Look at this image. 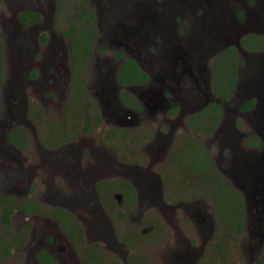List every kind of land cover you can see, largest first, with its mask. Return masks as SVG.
Masks as SVG:
<instances>
[{"label":"flooded vegetation","instance_id":"obj_1","mask_svg":"<svg viewBox=\"0 0 264 264\" xmlns=\"http://www.w3.org/2000/svg\"><path fill=\"white\" fill-rule=\"evenodd\" d=\"M202 1L204 0H200L199 3ZM195 5L199 6L203 12L201 4ZM230 5L234 10L229 11L227 16L219 15L218 25L222 26L221 28L225 25L223 30H230L231 35L236 37L239 49L250 51L242 46L241 40L257 35L254 34L257 31L239 32L233 29L235 22L240 24L247 19L245 17L247 10L242 7L237 8L233 3ZM87 7L93 14L92 38L90 53L83 66L79 63L77 52L72 58L69 36L67 37L68 48H64V58L55 60L49 55L45 72L41 65L35 63L33 57L27 58L24 63L27 47L16 51V58L13 60L12 86L9 90L13 99L20 95L21 80H24L26 85H35L46 76L49 89L55 93L66 92L67 99L61 117L68 115L75 119L81 115L83 122V133L65 135L64 128L71 126L69 124L65 126L60 124L58 128L52 126L59 116L51 109V102L48 104L33 98L31 106L34 109L31 110L25 106V111H28V115L32 114L30 115L32 124H34V118L37 122L41 121L43 125H46V133L41 137L34 135L33 132H31L32 135H27L25 124L19 126L13 121L10 105L6 114L3 113L0 131L7 147H0V150L5 154L6 161H15L19 165H15V168L10 170L16 173L12 174L11 178L23 184L27 182L22 167L25 163L26 169L45 174L42 185L46 187L48 194L53 188V183L59 188V191L50 195L56 202H46L51 206L58 203V206L49 209L51 216H38L34 221V227L37 230H32L29 239H24L23 246L27 253L21 260L23 264H48L42 256L40 257L42 254L51 259L50 264H111L103 259L101 253L104 251L98 250L104 248L98 240L106 238L109 244L114 245V238H116L110 224L111 219L108 217L113 214L111 209L114 208V201H105L107 197L110 198L108 195L112 186L120 188L125 193L124 202L131 201L134 197L138 198V191H141L139 188L142 186L143 198H146L147 202H156L165 209L167 206L162 201L163 186L158 177L159 173H153L155 164L149 161L143 172L141 164L137 163L140 159L137 148H132L127 153L134 158L133 163L117 159V152L106 148L102 142L103 135H129L127 129L134 130L133 135H148V133H141L139 128L142 130L146 123H150V129L155 131L153 136H149L143 149H148L147 153H152L154 149L167 150L178 138V144L174 150L176 152L179 151L178 146L181 141L190 146L187 136L179 137L182 132H187L184 126L185 121L191 115L204 111L210 103H216L221 107L219 99L216 100L212 95L211 71L208 69V61L214 59L208 51L214 47L215 43L211 39L215 37L216 31L210 37L213 32L212 25L202 26L200 20H196L198 17L202 19L197 9L191 10L190 7L183 8V5H179L175 8H164L160 14L159 5H151L149 0H87ZM154 14H160V16L154 20L152 18ZM80 15L82 14L79 2L77 16ZM16 19L21 26L30 30L39 29L44 21L42 13L36 9L21 10L17 13ZM252 20L258 23L252 24L254 26L264 25V20ZM229 22L231 25L227 26ZM79 23H81L80 20H78ZM208 28L210 31L206 30ZM258 32L260 36L264 34V29ZM64 36L61 34L63 39ZM45 41V35L39 33L36 37L37 44L43 45L42 42ZM101 46L105 50L100 51ZM233 47L238 49L235 44ZM66 60H68L67 67ZM73 61L76 63L75 68ZM129 61H134L138 69L146 74L145 82L122 83L119 81L118 76L122 67ZM76 72L93 78L89 88L93 89L94 96L98 97V107L102 111L99 122H96L95 116L85 117L88 114L82 110L80 104L88 96L87 83L84 81L77 87L80 81H73L71 78ZM75 92H79L80 95L75 97ZM129 95L130 98L127 97ZM63 96L59 95V101H62ZM11 104L15 105L12 102ZM16 107H19L17 100ZM94 109L96 108L90 107L91 112ZM239 111V116L245 117V114H249L251 110L250 108L240 110L239 107ZM164 122L168 124L167 134L160 130ZM87 123L96 129L94 135H101L96 137L97 143L101 141V144H96L93 139L89 140L84 136L89 133L85 127ZM111 126L115 127L112 132L108 129ZM70 129L75 131L74 128ZM190 129L194 133H202ZM192 132L187 133L194 138L193 135L196 134ZM158 135L165 136L158 137ZM138 139L142 141L139 136ZM36 142L37 156L40 161L30 164L26 163L29 161L25 156L20 159L22 151L29 148L33 150ZM258 142L261 147L260 138ZM247 156L249 153L245 154L236 150L232 168L243 164ZM134 168H138L140 172ZM230 175L226 176L232 179ZM165 176L166 183H170L173 189L179 188V190L186 189L185 186H190L196 179L191 173L190 165L186 162H175L174 169L167 171ZM133 179L135 182H132ZM105 180H113L112 182L116 183L109 185ZM68 188L70 190L66 191ZM11 189L19 191L18 184H14ZM114 198L120 199L116 195ZM33 199L40 202L38 196H34ZM37 204L25 201L27 211L23 209V212L45 214V211H41ZM2 205L5 207V204L2 203ZM7 205L10 206V204ZM201 208L204 214L202 218L198 213H192L193 211L201 212L200 201L191 211L187 210V213L203 227L205 237L209 238L212 229L216 228V223L214 227L215 218L210 214L207 215L206 208L202 207V204ZM159 215L164 219L161 213ZM49 216L54 219L53 223H50ZM119 217L120 214H117L118 223H123L122 218ZM90 227H94L92 235L89 232ZM120 227L124 229L123 225ZM80 232H82L81 239ZM5 235L3 234V237ZM36 236H38L37 239ZM8 246L11 252L14 244L4 243L3 245L4 248ZM182 255L187 258V261L192 258L191 252L187 249L182 252ZM18 256L16 254L14 260L17 261ZM136 258L139 262L134 264H141L139 257Z\"/></svg>","mask_w":264,"mask_h":264},{"label":"rangeland","instance_id":"obj_2","mask_svg":"<svg viewBox=\"0 0 264 264\" xmlns=\"http://www.w3.org/2000/svg\"><path fill=\"white\" fill-rule=\"evenodd\" d=\"M98 1V0H96ZM151 5L158 4L160 14L164 8H175L179 5L184 7H190L191 10L197 9L198 15L202 16L196 20L203 25H216L218 24V17L229 15V11L234 10L230 4H234L237 8H244L247 10L245 17L247 19H258L263 21L264 18V0H209L208 3L200 0H149ZM80 0H0V38L2 41L3 50V80L0 86V126L3 124V113L7 111L9 105L11 109V116L14 122H17L19 126L25 124L27 127V135H45L46 125L42 122H37L33 118L34 124L30 120V115L28 111H25V106L34 108L31 106L33 98L41 100L44 103L51 102V109L54 114L58 115L52 123L53 127L58 128L60 124L63 126L68 125L70 128H74L72 131L70 128L65 129V135H79L83 133L82 129V117L78 115L75 119L64 115L63 108L65 101L67 99L66 92L55 93L49 89V83L46 80V76L43 77L38 84L26 85L24 80H21V92L20 95L13 99L11 93L9 92L11 85V75L13 74V60L16 58V51H20L21 48L27 47V53L24 58V63L27 58L33 57L36 64L41 65L44 72L47 69V57L51 55L55 60L59 58H64V48H68L69 39L65 34V31L69 29L71 24H76L77 14L79 9ZM89 3V2H88ZM195 4H201V8ZM90 7V6H89ZM24 9H36L39 10L44 18L42 26L39 29H28L21 26L16 19V15L19 11ZM221 12L222 14H219ZM159 15H153L152 18L159 17ZM262 19V20H261ZM207 24H206V23ZM199 26V25H198ZM210 31L209 28L206 29ZM263 30L262 28L257 29V35ZM256 31V30H255ZM42 33L45 35L46 41L42 42L43 45H39L36 42V37ZM61 34L65 35L64 39ZM264 36V34H262ZM234 44L225 45L224 43H219L215 47L210 48V52L213 61H208V69L211 71L212 80V67L216 60H218L223 52L228 47H233ZM105 50L102 46L100 51ZM238 56L239 65L236 69V83L232 88V92L225 99H219L215 96L212 91V95L219 99L221 104L220 109L221 117L214 131L208 134L194 133L189 128V119L185 121V128L187 132L190 131L196 135L190 136L187 132H182L181 136L192 137L195 143H203V147L212 163H214L216 170L221 175V178L225 181H229L232 185L231 180L227 179L225 175L232 171V162L235 157V151L249 153V156L257 153L260 149L259 142L257 145L253 146L249 143L253 140V134L257 133L258 121L255 119V115L260 112L259 109L251 108L249 114H245V117L239 116V107L246 100L253 98L256 102L259 101L252 93H249L245 83L246 80L250 78H255L259 84V95L261 99L264 98V70H262V65H264V51L250 53L247 50L235 49ZM243 52V53H242ZM68 66V60H66V67ZM49 70V68H48ZM209 71V72H210ZM23 73V71H21ZM94 77V75L92 76ZM72 80L80 81L77 83V87L81 85L84 81L87 83V93L86 99L81 102L82 110L85 111V117H94V112L90 111V107L96 108L97 110V120L99 122V117L102 111L98 107V97L93 94V89H90L93 78L83 75L80 72L73 73L71 76ZM254 81V82H255ZM252 82L251 84H254ZM250 84V85H251ZM32 91V92H30ZM69 93V91H68ZM62 94L63 99L59 101L58 97ZM49 97H52L49 99ZM16 100L19 101V107H16ZM14 103L15 105L11 104ZM261 105V104H260ZM80 106V107H81ZM260 106H258L259 108ZM253 110V112H252ZM252 112V114H251ZM27 113V114H26ZM81 113V111H78ZM78 122V124H77ZM35 126V127H34ZM86 130L89 132L85 137L89 138L96 144H101V141L97 143L96 137L101 135H94L96 129L92 128L90 124L85 125ZM151 124L146 123L142 130L139 128L141 133H148V135H133L134 130L127 129L129 135H103L102 142L106 148L115 150L117 152V159H122L127 162L133 163V157H130L129 152L132 148H137V155H140L138 164H141L142 171H145L146 164L152 161L154 165L153 173H159L158 177L163 186L162 201L165 203L167 208L160 207L156 202H147L144 197V191L142 186L138 191L139 197L132 198L131 201L124 202L125 193L122 192L120 188L110 189L109 197L105 199L107 202L114 201L113 214L108 215L111 227L115 232L116 238H114V245L109 244L106 238H100L98 240L99 244L103 245L104 248H99V251H104L101 254L103 259L111 264H124V259L129 257H139L142 264H257L260 258L261 249L263 244L258 243L259 237L248 235L247 229L249 228V221L247 219L248 215L244 217L243 230L242 233L237 234L235 231H230L224 233L218 227L214 230L212 229L209 238L205 237L203 227L194 219H192L187 210L190 211L194 208V205L200 201V213L193 211L192 213H198L202 218L204 216L202 207L206 208L207 215L215 218L212 201L209 197L201 196L202 191L199 186V182H191L190 186L186 189L179 190L173 189L170 183H166L165 173L170 169H174V162L172 160V153L177 146L178 138L167 150L154 149L152 153H147L143 149L148 141L149 136H153L154 131L150 129ZM156 126H154L155 128ZM115 127L111 126L108 129L112 130ZM117 132V129H115ZM160 130L163 133H168V124L164 122L161 125ZM125 132V131H124ZM124 134V133H123ZM165 134V135H166ZM165 135H158L162 137ZM138 136L142 138L140 142ZM248 138V139H247ZM197 141V142H196ZM262 144V141H261ZM154 145V143H153ZM152 145V146H153ZM0 147H7L3 142V137L0 131ZM38 154L37 142L33 147L23 150L22 159L24 156L29 162L26 163H38L40 158ZM18 155V154H17ZM18 165L15 161H6V156L0 150V198H6L7 204L12 207L9 223L7 225L8 231H10L15 244L11 248L10 255L1 264H23L22 259L26 255L27 251L24 249L23 243L24 239H29L32 230H37L34 227L35 219L40 215H50L49 209L54 206H58V203L47 204L46 202H56L50 195L51 193H56L59 191L58 185L53 183V188L47 193L46 187L42 185L43 177L45 174L40 172H33L32 170L26 169V164L22 165L23 172L27 178L26 183L16 182L11 178L13 173L12 170ZM19 166V165H18ZM133 166L131 167V170ZM136 171L140 172L138 168H134ZM133 171V170H132ZM152 173V172H151ZM109 177V176H108ZM113 180H105L109 185ZM132 182H135L133 179ZM14 184H18L19 191L13 190L11 187ZM70 188L66 189L69 191ZM61 191V190H60ZM119 196L120 199L117 200L114 197ZM38 196L40 202H36L33 198ZM106 198V197H104ZM115 200H114V199ZM113 200V201H112ZM1 201V200H0ZM25 201L38 203L37 205L41 208L39 213H28L23 212L20 208L25 205ZM7 209L0 202V215L3 211ZM67 211V210H66ZM108 211V209L106 210ZM164 212V213H163ZM161 213L164 217H160ZM117 214H120L121 222L118 223ZM51 216V215H50ZM49 216V217H50ZM119 217V218H120ZM50 223H53L54 219L50 217ZM39 221V220H38ZM112 221V222H111ZM216 221L214 220V227ZM121 224V225H120ZM124 227L121 228L120 226ZM90 233L93 234L94 227H90ZM135 229V230H134ZM222 231V232H221ZM133 233L137 234L134 238ZM5 230L3 229V224L0 223V240L3 237ZM36 239L38 236L35 237ZM217 244H214V248H210V243H213L214 239H218ZM21 244V245H19ZM20 248V249H19ZM18 249V250H17ZM191 252L192 258L187 261V258L182 257V252L184 250ZM112 251H115L114 253ZM18 254L17 261L14 260L15 255ZM176 255H181L180 258L176 259ZM103 263V262H102Z\"/></svg>","mask_w":264,"mask_h":264},{"label":"trees","instance_id":"obj_3","mask_svg":"<svg viewBox=\"0 0 264 264\" xmlns=\"http://www.w3.org/2000/svg\"><path fill=\"white\" fill-rule=\"evenodd\" d=\"M80 13L82 15L77 17L76 24H71L69 29L65 31V34L69 36L71 41V54L74 58V53L79 54V63L83 66L86 63V58L91 49V25L93 21V14L87 7V0H80ZM20 17L22 15L20 14ZM78 20L81 23L78 24ZM44 40V36H42ZM241 44L245 49L250 51L264 50V36H248L241 40ZM239 65L237 52L234 47H228L221 57L213 64L211 87L215 96L219 99H225L232 92V88L236 83V69ZM73 67H76V63L73 61ZM3 77V50L2 41L0 38V85ZM118 79L122 83L140 82L146 81L147 76L141 72L134 61L124 63L122 70L118 76ZM71 92L73 93L72 89ZM75 97L80 95L79 92L74 93ZM130 98V95L127 96ZM255 100L250 98L241 104L240 110H247L253 108ZM220 107L216 103H210L204 111L191 115L189 118V127L196 132H202L208 134L215 130L220 120ZM96 111V109H94ZM97 118V112L93 113ZM190 140V146L184 144L182 141L178 146L179 151L174 152L173 160L175 162H186L191 167V173L199 182V186L203 194L201 196L209 197L212 201L216 227L222 230L224 233L235 231L237 234L242 233L244 223V204L241 194L237 189L230 185L229 181H225L221 178V175L216 170L214 163L207 155L203 143H195L192 137H188ZM259 140L258 136L253 134V140L249 144L257 145ZM197 142V141H196ZM260 147V142H259ZM258 147V148H259ZM6 198H0L7 209L0 215V223L3 224V229L6 235L0 241V264L10 255L9 246L4 248V243L15 244L10 231L6 228L9 223V216L12 210L11 206L7 205ZM20 208L27 211V207L22 205ZM221 231V232H222ZM134 238L136 235L133 233ZM82 232L79 234L81 239ZM218 239H214L213 243H210V248H214V244H217ZM44 260L50 264L51 259L47 255H40ZM139 262L138 258L131 257L128 260V264H134ZM142 264V263H141ZM257 264H264V246L261 250L260 258Z\"/></svg>","mask_w":264,"mask_h":264},{"label":"water","instance_id":"obj_4","mask_svg":"<svg viewBox=\"0 0 264 264\" xmlns=\"http://www.w3.org/2000/svg\"><path fill=\"white\" fill-rule=\"evenodd\" d=\"M208 1L209 0H205L206 3H208ZM220 13L221 12H219V14ZM252 24L258 23L254 22L252 18L246 19L240 24L235 22L233 29L235 28L239 32L257 31L258 28L264 29V25L254 26ZM230 25L231 23L229 22L227 26ZM221 27L222 26L218 24L212 25L213 32L210 34V37L216 31L215 37H212L211 39L215 43L213 46L215 47L219 43H224L225 45L235 44L241 52L242 50L238 47L236 37L231 35L230 30H223L226 27L225 25L223 28ZM220 32L222 33L220 34ZM166 54L169 53L166 52ZM262 70H264V65H262ZM254 81L255 78H250L249 80H246L245 85L249 93H252V95L259 99L258 102H255L254 106V108L260 110V112L255 115V119L259 124L257 126L258 131L255 134L261 139L262 145L257 153L250 157L247 156L243 164L235 166L232 168L231 172L229 171L228 174H231L230 176L232 179L228 178L226 175L225 176L231 180L234 188L237 189L242 196L245 216L248 215L247 219L249 221V228L247 229L248 235L259 237L257 238V241L262 245L264 243V98L261 99L259 95V84L257 80ZM252 82H254V84H251ZM258 106L260 107L258 108ZM180 256L176 255V259Z\"/></svg>","mask_w":264,"mask_h":264},{"label":"clouds","instance_id":"obj_5","mask_svg":"<svg viewBox=\"0 0 264 264\" xmlns=\"http://www.w3.org/2000/svg\"><path fill=\"white\" fill-rule=\"evenodd\" d=\"M262 51H264V50H262ZM248 52H252V51H248ZM257 52H261V51H257ZM254 53H256V52H254ZM256 102V101H255ZM254 105H255V103H254ZM256 135V134H255ZM256 136H258V135H256ZM258 138H259V136H258ZM245 213V212H244ZM245 217V216H244ZM129 258H131V257H129ZM129 258L128 259H124V264H128V260H129Z\"/></svg>","mask_w":264,"mask_h":264}]
</instances>
